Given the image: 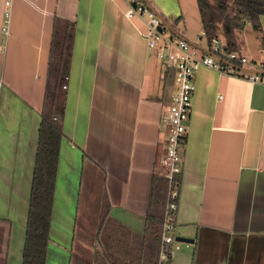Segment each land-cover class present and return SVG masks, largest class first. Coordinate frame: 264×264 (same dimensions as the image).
Masks as SVG:
<instances>
[{
    "label": "crops",
    "instance_id": "crops-1",
    "mask_svg": "<svg viewBox=\"0 0 264 264\" xmlns=\"http://www.w3.org/2000/svg\"><path fill=\"white\" fill-rule=\"evenodd\" d=\"M144 1L187 39L184 19L199 17L196 4ZM3 2L0 264H21L56 18L73 22L74 33L45 264H70L76 226L87 229L90 214L95 245L117 223L128 233L125 261L135 263L131 240H142L151 178L161 170L160 121L172 84L146 45L142 18L125 15L126 0H13L4 37ZM260 47L257 57L241 54L253 61L246 70L264 69V38ZM98 173L102 190L93 214L85 192H96ZM175 233L193 241L174 240L167 264H264V83L197 69Z\"/></svg>",
    "mask_w": 264,
    "mask_h": 264
},
{
    "label": "trees",
    "instance_id": "trees-1",
    "mask_svg": "<svg viewBox=\"0 0 264 264\" xmlns=\"http://www.w3.org/2000/svg\"><path fill=\"white\" fill-rule=\"evenodd\" d=\"M194 1L198 9L204 38L207 41L218 38L224 49L228 51L238 52L240 42L237 33L243 29L245 22L257 29L260 28L261 17L264 16V0ZM73 33V22L62 18L54 20L44 100L37 130L21 264H45L46 261L58 151L63 136L60 118L64 109L65 91L62 84L66 82L69 70ZM219 34L222 39L219 38ZM171 75V70L164 69V78H171ZM173 184L177 188L179 187L180 173L174 175ZM167 189V178L161 172L153 174L144 233L140 236L142 240L140 242L131 240L132 254L136 258V262H131L132 264L157 263ZM107 205V201L104 199L103 216L107 214L105 211ZM112 224L115 226L105 227L102 246L107 254L104 264H129L124 258L129 254L128 250L124 249L128 233L119 224Z\"/></svg>",
    "mask_w": 264,
    "mask_h": 264
},
{
    "label": "built area",
    "instance_id": "built-area-1",
    "mask_svg": "<svg viewBox=\"0 0 264 264\" xmlns=\"http://www.w3.org/2000/svg\"><path fill=\"white\" fill-rule=\"evenodd\" d=\"M12 1L3 2L1 30L4 37L9 34ZM125 15L142 18L145 26L143 37L147 47L152 50L163 70L169 69L172 72L170 100L165 105L160 121L163 151L159 164L160 172L168 180V189L156 263L167 264L173 254L171 243L175 237L174 221L178 197V188L173 184V178L182 169V150L192 109L196 71L203 65L220 73L245 77L251 83H264V69L246 70L247 64H253V61L237 51L224 49L218 38L210 41L204 38L202 42H192L180 36L144 0H126ZM62 87L65 88L66 84H62Z\"/></svg>",
    "mask_w": 264,
    "mask_h": 264
},
{
    "label": "rangeland",
    "instance_id": "rangeland-1",
    "mask_svg": "<svg viewBox=\"0 0 264 264\" xmlns=\"http://www.w3.org/2000/svg\"><path fill=\"white\" fill-rule=\"evenodd\" d=\"M188 6H194L195 1L194 0H186ZM196 9H193L194 12ZM189 13V12H188ZM196 14V13H195ZM199 17L197 15L196 20H194L191 16L188 14V18H185L184 21L187 23V29L185 32H182L184 36L187 37L189 41L192 42H202L204 40L203 30L199 27L198 21ZM199 36H201L199 40ZM219 38L222 39L221 34H219ZM237 37L240 42L239 54H252L253 56L257 57L261 52L260 42L262 38H264V16L261 17V26L260 28L254 29L252 25L245 23L242 30H239L237 33ZM246 48L247 50H244ZM165 90V89H164ZM166 91V90H165ZM98 178L95 182L96 185V192H92L91 190H86L85 192L87 194V200L89 201V205H91L90 210L93 211L96 209V204L98 203V195L102 190V175L101 173H98ZM86 188V187H84ZM81 210V208H80ZM103 211V210H102ZM81 213V212H80ZM79 213V218L82 216ZM102 214V212H101ZM90 221L87 223L86 229L81 230L79 227V221L78 225L75 229V235H74V242L72 244V250H71V259L70 264H101L106 262L105 256L107 252H105L104 246L95 245V242L93 240V237L91 238V235L94 234V216L90 214ZM177 235V233H175ZM94 242V243H93ZM102 248V250H101ZM91 253H94L96 255V262H94L91 258ZM94 259V258H93Z\"/></svg>",
    "mask_w": 264,
    "mask_h": 264
},
{
    "label": "water",
    "instance_id": "water-1",
    "mask_svg": "<svg viewBox=\"0 0 264 264\" xmlns=\"http://www.w3.org/2000/svg\"><path fill=\"white\" fill-rule=\"evenodd\" d=\"M174 240L188 243V242H192L193 238L182 236V235H175Z\"/></svg>",
    "mask_w": 264,
    "mask_h": 264
}]
</instances>
